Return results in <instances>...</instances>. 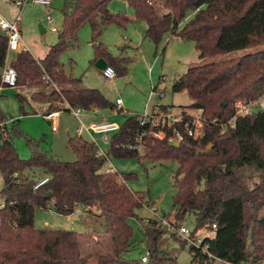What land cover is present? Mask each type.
<instances>
[{
  "label": "trees",
  "instance_id": "16d2710c",
  "mask_svg": "<svg viewBox=\"0 0 264 264\" xmlns=\"http://www.w3.org/2000/svg\"><path fill=\"white\" fill-rule=\"evenodd\" d=\"M128 1L136 17L147 23L149 39L159 43L167 33L177 35L193 41L201 58L264 44V0ZM110 2L66 0L63 31L44 58L38 59L26 50L13 52L10 65L17 72L15 87L40 88L32 91L29 98L49 104L46 115L73 107L85 111L115 109V104L101 90L87 87L82 78L69 75L61 61L62 54L77 42L78 30L89 23L95 51L93 62L103 58L115 69L116 76L128 73L132 59L113 55L100 41L109 24L124 26L130 21L113 13ZM7 56L8 38L0 32V88L9 86L2 78ZM173 90L186 91L193 101L180 108H202L208 119L201 136L186 137L178 147L169 141L174 127L160 128L151 122L143 125L140 115H136L115 132L108 153L101 154L93 142L76 135L68 140V146L76 154L75 161L60 159L30 139L33 154L23 159L1 117L0 124L5 130L0 139V171L4 181L0 264H90L91 260L94 264H180L177 257L161 249L160 241L167 231L155 219L144 223L150 251L148 262L131 261L123 256L133 245L134 232L129 219L138 216L145 195L128 187L127 180L132 174L109 172L105 168L110 154L179 163L174 215L177 219H183L187 213L195 215L197 226L193 235L198 231L213 232L203 241L208 252L201 247L189 248L190 264H213L216 259L232 264H264V216L260 215L264 207V110L240 116L234 124L222 127L234 115L238 99L257 100L264 95V49L193 65L174 82ZM17 97L24 108L28 96L19 92ZM214 119L217 122L210 123ZM190 120L185 115L178 129L185 132V124L191 123ZM159 130L163 131V138L155 136ZM140 135L143 153L129 148ZM249 167L261 174L260 181L253 185L244 174ZM45 177L49 180L36 187ZM79 206L88 213L96 208L105 219L109 238L104 250L87 251V233L35 227L37 208H52L70 215ZM180 243L186 247L184 240Z\"/></svg>",
  "mask_w": 264,
  "mask_h": 264
},
{
  "label": "rangeland",
  "instance_id": "374dc122",
  "mask_svg": "<svg viewBox=\"0 0 264 264\" xmlns=\"http://www.w3.org/2000/svg\"><path fill=\"white\" fill-rule=\"evenodd\" d=\"M66 0H53V17L59 31H52L47 20L46 10L43 6L28 2L23 8H18L11 0H0V11L9 18L15 17L20 11L22 14L21 33L22 38L30 52L35 57H45L50 45L59 41V35L63 31V9ZM110 10L129 18L124 26L116 23L104 28L100 41H102L115 56H129L132 62L125 76H115L112 80L103 76L101 70L93 63L95 58L92 44L93 32L89 23L83 25L77 32V42L71 45L61 56L67 73L73 77L82 78L87 87L101 90L113 103L118 97L124 101L122 111L103 109L97 117L83 116L86 125L92 120L101 121L103 114H108V119L117 122L120 127L131 117L145 115L152 112L159 105H175V111L181 110L194 113V109L188 107L193 101L186 91L175 92L174 82L183 75L191 66L206 62L217 61L224 58L237 57L245 53L264 49V44L240 49L233 52L222 53L209 58H201L196 44L193 41L183 40L171 33L165 34L159 43H155L146 36L147 23L136 17L135 9L128 0H111ZM192 13L189 14L190 17ZM40 24L45 31L42 32ZM171 37V40L169 38ZM12 52L8 53L7 63L12 60ZM157 87V89L154 88ZM40 88L1 87L0 88V119L4 117L8 131L14 139V145L23 159L31 158L33 150L29 139L37 143L41 149L65 161H75L76 154L68 147L71 136L78 134L81 122L70 111L63 110L59 117H46L42 112L44 104L32 101L29 95ZM22 92L29 98L24 108L21 107L17 93ZM163 93V95H161ZM264 97V96H261ZM259 99V98H258ZM261 110L259 105L253 106V112ZM54 121L57 122L58 131H53ZM14 122L16 125L14 126ZM0 127V139L2 137ZM115 133L108 134L109 143L101 140L98 142L103 151L110 152L111 139ZM86 132L83 136L85 137ZM113 166L115 171L122 174H132L127 180L130 190L145 195L144 205L137 210L136 217L129 219L133 228V245L123 254L131 261L141 260L147 252L144 223L159 217H173L177 211L175 198V174L179 163L176 160L162 162H150L138 157H115L110 154L105 168ZM245 176L250 178L253 185L260 181L261 174L254 167L244 170ZM4 181L0 171V206L4 203L1 194ZM96 208L90 213L79 206L70 215L57 213L52 208H37L35 212V227L39 229H62L87 233L85 249L89 252L99 249L104 250L108 245L105 228V219L99 215ZM92 213V214H91ZM264 216V207L260 212ZM180 224L196 229V217L193 213H187L183 219H177ZM144 221V222H143ZM202 235L205 232H201ZM182 237L166 233L160 241L162 250L171 256L177 257L180 264H190L192 253L187 247H182ZM249 249L251 243L248 241ZM92 262V263H91ZM90 264H94L91 260ZM213 264H232L221 259H216ZM249 264V263H244Z\"/></svg>",
  "mask_w": 264,
  "mask_h": 264
},
{
  "label": "built area",
  "instance_id": "2783aa9c",
  "mask_svg": "<svg viewBox=\"0 0 264 264\" xmlns=\"http://www.w3.org/2000/svg\"><path fill=\"white\" fill-rule=\"evenodd\" d=\"M15 6L18 8H23L28 2H33L43 6L46 10L47 20L50 24H52V31H59V28L55 23V19L53 17V0H11ZM22 21V14L21 11L13 18L8 19L1 11H0V32H2L8 38V53L9 52H17L21 50L30 51L25 42L22 38L21 33V26L20 23ZM171 40V37L168 41ZM8 60V56H7ZM103 75L108 79H113L116 76L115 69L112 66H108L103 70ZM3 82L11 87H15L17 84V72L13 66L6 63L5 68L3 69L2 73ZM157 89V87L154 88ZM163 95V93H161ZM264 96V95H263ZM259 105L261 110H264V97H260L257 100H249V99H238L235 102V113L234 115L227 121V123L222 124V127H226L227 125L234 124L240 116H245L253 112V106ZM123 105V100L121 97H118L115 101V109L114 110H121ZM175 107H166L165 109L161 108L160 105L154 108L152 112L147 113L145 115H140L139 119L141 124H145L146 122H151V124L155 125L156 127L165 128V127H174V134L170 137L169 141L174 143L178 141L181 143L186 137H193L198 138L203 133L204 124L208 120L204 115V110L194 109V113H190L184 110L180 112L175 111ZM84 109L79 107H73L70 109V112L76 116L78 119L81 120V116L84 113ZM61 111H55L51 114H44L46 117H59ZM189 116L191 119V123L185 124V132H182L178 129V125L183 122L184 116ZM82 122V121H81ZM217 122V119L211 120L210 123ZM0 127L5 130L4 125L0 124ZM52 129L55 131L57 129V122L54 121ZM120 129V125L114 121H103V122H93L89 125H85L82 123L81 132L87 131L89 133L100 134L103 136L104 142L109 143L108 134L117 132ZM2 130V132H3ZM155 136L163 138L164 133L162 130H159L155 133ZM143 136L140 135L137 138L135 145H130L129 148L133 150H138L140 153H143ZM93 143L97 146L99 152L101 154H105L106 152L102 150L99 142L97 139L93 138ZM109 172H114L115 168L110 166L108 168ZM49 180L48 177L43 178L36 187L46 183ZM155 220L159 221V224L166 229L167 233L175 234L177 236L182 237V240L186 242V247L190 248L192 246L196 248H200L203 252H208V245L203 246L204 238L207 236H211L212 233H205L202 235L200 231L193 235V230L189 227L180 224L175 215L173 217H159L156 213ZM215 228V225L213 226ZM208 255L212 258L213 255L208 253ZM150 257V251L147 252L141 257L143 263L148 262Z\"/></svg>",
  "mask_w": 264,
  "mask_h": 264
},
{
  "label": "crops",
  "instance_id": "0c3cea01",
  "mask_svg": "<svg viewBox=\"0 0 264 264\" xmlns=\"http://www.w3.org/2000/svg\"><path fill=\"white\" fill-rule=\"evenodd\" d=\"M4 14V13H3ZM5 15V14H4ZM6 16V15H5ZM8 19H13L14 17H12V18H9L8 16H6ZM22 22V21H21ZM40 26L42 27V29H43V31L42 32H44L45 31V28L43 27V25L42 24H40ZM13 53V52H12ZM36 58H38V59H41V58H44V57H36ZM96 61L97 60H95L93 63H96ZM100 69V68H99ZM101 70V72H102V74H103V69H100ZM104 76V75H103ZM40 104H44L43 105V107H42V110H41V112L43 113V114H45L46 112H47V108H48V106H49V104H47V103H40ZM115 104V103H114ZM123 104H124V101H123ZM103 109H98V108H95V109H93V110H91V111H84V113L82 114V116H81V120L80 119H78L80 122H81V124L83 123V124H85V122H84V120H83V116L84 115H86V117H88V118H94V117H97V119L99 118L98 117V115L101 113V111H102ZM122 110H124L123 109V105H122V109L121 110H119V111H122ZM65 111V110H64ZM70 111V110H69ZM76 117V116H75ZM100 120L101 121H95V120H92L91 122H89V124H91V123H93V122H103V121H111V120H109L108 119V114H103L102 115V117L100 118ZM115 122V121H114ZM86 125V124H85ZM82 126V125H81ZM81 130V127L78 129V134L77 135H80V136H82L85 140H88V141H91V142H93V138H95V139H99L98 138V136L97 135H100V134H95V133H89V132H87V131H80ZM54 131V130H53ZM58 131V126H57V129L55 130V132H57ZM84 132H86V135H85V137L83 136V134H84ZM113 133H115V132H113ZM101 140L102 141H104L103 140V136L101 135ZM69 147V146H68Z\"/></svg>",
  "mask_w": 264,
  "mask_h": 264
},
{
  "label": "water",
  "instance_id": "95a60500",
  "mask_svg": "<svg viewBox=\"0 0 264 264\" xmlns=\"http://www.w3.org/2000/svg\"><path fill=\"white\" fill-rule=\"evenodd\" d=\"M40 28H41V31H43V29H42L41 26H40ZM96 66H97L98 68L104 70L105 68L108 67V63H107V61H106L105 59H103V58H99V59L96 61ZM179 145H180V143H179L178 141H176V142L173 143V146H175V147H178ZM210 147H211V145L209 146L208 150L210 149Z\"/></svg>",
  "mask_w": 264,
  "mask_h": 264
}]
</instances>
